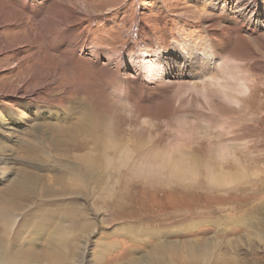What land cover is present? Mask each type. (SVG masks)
Segmentation results:
<instances>
[{
    "label": "rangeland",
    "instance_id": "1",
    "mask_svg": "<svg viewBox=\"0 0 264 264\" xmlns=\"http://www.w3.org/2000/svg\"><path fill=\"white\" fill-rule=\"evenodd\" d=\"M71 1L78 7V0ZM251 1L88 0L87 9L77 11L81 22L66 32L82 35L85 43L80 55L91 57L99 46L105 52L101 61L108 64L118 57L120 72L129 78L144 75L133 59L141 50H159L166 63L178 66L182 63L179 47L187 50L192 40L207 44L208 37L214 35L215 41L226 46L211 67L229 88L227 113L191 102L192 94L204 101L193 82L204 84L203 79L211 85L214 80L196 77L185 65L181 66L183 73H178L176 66L169 67L172 69L162 80L144 76V83L161 86L163 92L160 97L147 93L142 104L148 110L141 117H131L120 134L130 137V145L141 144L157 155L160 150L159 160L176 156L180 163L183 160V165L192 167L202 163L194 154L199 149L204 159H210V166L223 164L229 176L221 184L197 189L195 182L202 173L190 176L196 178L193 182L176 173L172 176L166 168L162 177H168L171 186L159 184L138 190L144 188L143 179H133L131 200L125 197L121 204L112 202L111 195L127 181L118 180L116 173L93 172L85 174L86 183L79 181L67 170V160L75 162V157L67 156L60 146L53 148L47 141L34 138L42 125L67 122L63 121L67 106L81 96L76 94L68 101L62 97V81L67 83L72 63L68 66L67 56L60 53L63 49L52 45L54 51L47 54L52 58L40 62L45 67L42 76L31 77L27 85H32H24L27 101L12 103L16 99L0 94V210L6 213L0 216V239L8 254L7 264H264V44L243 30L236 34L231 29V36L222 29L248 23L262 34L264 43V0H258L257 7ZM9 29L11 33L4 34L6 41L16 31L13 26ZM54 32L48 31L51 42ZM147 35L153 38L154 46L151 42L148 46ZM11 54L0 53V58H11L0 65V80L11 73L10 67L16 62ZM146 58L152 57L149 54ZM28 61L24 59L21 64ZM77 69L87 82L88 92L98 87L106 104L126 113L137 111L135 105L141 101L136 95H132L134 101L111 87L104 88L98 79L101 72L94 65L84 61ZM59 73L62 81L46 85L48 96L41 89L39 99H33L30 90H39L38 81L48 83ZM75 76L70 74L72 81ZM129 85L128 93L132 92ZM58 96L64 98L58 100L61 104L49 100ZM100 100L99 105L104 101ZM116 112L114 109L110 114ZM192 113L195 118L189 117ZM211 113L216 115L213 119L206 117ZM183 115L189 117L186 122L181 121ZM32 141H39L41 147L37 144L33 150L26 143ZM219 143L224 144L227 154H220ZM183 152L186 160L181 158ZM180 182H184L183 187Z\"/></svg>",
    "mask_w": 264,
    "mask_h": 264
},
{
    "label": "bare ground",
    "instance_id": "2",
    "mask_svg": "<svg viewBox=\"0 0 264 264\" xmlns=\"http://www.w3.org/2000/svg\"><path fill=\"white\" fill-rule=\"evenodd\" d=\"M257 1L258 0H252L251 3L254 4L255 7H257ZM87 2L88 0H78L77 7L72 4L71 0H0V28H2V32H0V53H7L9 51L12 53L11 57L16 61L15 63H12L13 65L10 67L11 73L6 74L3 79L0 80V82H2L0 94L9 95L10 97L16 99L11 101L12 103L17 101L16 103L23 104L25 101H27V92L25 91L26 89L24 85H27L31 77L37 78L42 76V73L45 71V67L40 64V62H45L52 58L51 55H47L50 52L54 51L52 45L53 47H59L61 48V50L63 49L62 51H60L61 55L67 56V65L69 66L70 63H72V65L69 66L71 70L67 71V83L65 81H62V73L57 74V76L51 77L48 83H41L38 81L40 86L38 87L34 85V87H38L39 90L37 92H33L30 90V92H32V94L34 95L32 97L33 99H39L38 96L41 89H43V92L41 93L43 95H47L46 85L59 81H62L63 86L61 95L62 97H67V101L70 99L72 100L76 94H80L81 96L79 100H75L74 102L77 104V106L72 102V104H70L71 106H67V112L63 116V121L67 120V122H65L67 124L58 122V124L49 123L42 125L41 128L36 130L34 138H40L42 142L47 141L48 145L50 147L52 146L53 148L60 146L62 148H60L59 150H61L62 152H67V156L75 157V162H70L67 160V170L72 171L79 181L86 183V180H84L85 174H90L93 172L99 171V173L105 172L109 174L116 173L118 180L127 181V185H119L118 188L114 187L116 191L112 193L111 201L118 204L123 203L125 197L131 200L130 187L133 185V179L144 180L141 181V185L144 188H138V190L156 188L155 186L159 184H165V186H167L168 184L169 186H171L167 179L168 177H162L166 168L170 169H168L167 171L172 172V176L173 173H176L177 176L190 180L192 179L190 176H197L198 173H202L201 178L195 182L197 189H208L209 185H218L223 183L229 176V174H225L226 170L222 168L223 164L219 163L220 166L218 167L210 166V159H204L205 154L201 153L199 149L196 150V152L200 153L201 155L194 152L193 153L196 155L197 159L202 160V163L195 166L193 165V167L189 164L183 165L184 161H181L183 164L180 163V157H177V159H175L176 156L173 158L169 157V159L167 157L166 159L159 160L158 157L161 153L160 150H157L159 152V154L157 155L156 153L151 152L152 149H146L141 144L139 145L134 143L133 145H130L127 143L130 137L128 136L126 138L124 135L121 136L120 130L123 126H125V124H129L131 122V117H141L144 114V111L148 110V107L145 106V104H142V102L144 101L143 99L147 93L150 94L151 92H155L157 94L156 96L158 97L163 92V87L161 86H150L147 85L148 83H144V76H146V78L148 79L158 77L160 80H162L167 72L172 69L171 68L169 70V67L175 66L177 67L178 73H183V69L181 66L185 65L189 69L188 72L191 74H195L196 77H210L211 80L216 81H211V85L208 82L203 81L202 78L201 82L204 84L198 83L197 81L193 82L192 86H194L198 91L200 89V92L204 96V101L198 95L192 94L191 102L193 101L204 109L207 107L212 111L216 109L217 111H221L224 114L227 113V110L229 109V88L225 87L227 85L225 80L223 82H220V75L218 76L211 67L213 61L217 58L220 59L221 55H223L226 46L221 45V43H219L217 40L215 41L214 35L208 37L209 43L207 44L200 41L199 39H197L196 41L192 40V43L188 46L187 50H183L184 48L182 49L179 47V51L177 54L182 57V63H180V65L178 66L174 62L166 63L159 50H141L137 54H134L133 59L136 63H138L139 69L143 70L144 75H141V73H139L137 77L129 78L120 72L122 67L120 65L121 62L120 64L118 63L120 61L118 57L112 58V60L109 61L111 63L108 64H104L101 61L100 55L105 52L103 49L98 48L99 46L95 47V51L91 55V57H82L79 53L80 47L85 43L82 39V35H73V32L71 31H69V33L66 32V30H69V28L74 24L81 22L82 19L77 16V11L87 9ZM241 10L243 11V9L239 8L238 11L240 12ZM48 16H51L53 20ZM49 19H51L52 21L49 22ZM9 26H13L16 31L12 32V36L8 35L10 36V39L6 41L5 37L7 36L4 37V34L11 33V29H9ZM52 29L55 30L53 34V42H51V40L49 39L48 33V31ZM222 29L227 32L230 31L231 36L233 34L232 31L236 32L237 34L238 31L240 32L243 30L250 36V38H253L254 40L256 39L259 44H264L262 34H260L257 28L251 24H241L235 29L227 25L223 26ZM70 36H73V38H70ZM147 38L148 46L150 42V46H154L152 45L153 43L151 41L153 38L150 39V36ZM146 41L147 40H145L144 43H146ZM41 48L43 49V51H41ZM149 54L152 57L151 59L146 58V56H148ZM139 56L140 58L137 59V57ZM10 59L11 58L9 56L8 58L5 56L0 58V65L5 63L7 60L10 61ZM24 59L29 60L27 64H21ZM84 61H88L90 65H94V67H96V70L99 71L98 73L101 72L98 79L100 85H103L104 88L111 87L114 89V91L120 92V94L124 93L125 98H129L134 101H136V98L134 99L132 95H136L137 100L141 101V104L137 103L135 105L137 111L133 110L129 113H126L117 109L112 104H106L108 102L107 100H104L103 96L101 97L100 93H103L98 87L96 88L97 90H89L88 92L85 85V83L87 82L81 77L77 69L78 65L81 66ZM146 67H148L149 70H146ZM152 69L154 70V72L151 71ZM12 71L14 72L12 73ZM71 73L76 74V76L73 78V81L70 77ZM13 84H15V86H13ZM129 84L132 85V92L129 91L128 93L127 89L128 86L130 87ZM30 85L32 84H29L27 86ZM217 85L219 86L217 87ZM245 87L247 88V86ZM62 97H51L49 98V100L53 103L61 104L58 100L63 101L64 98ZM237 97L235 101H238ZM101 98H103L104 101L103 104L99 105L98 103H100L99 101H101ZM151 98H153V96H151ZM78 106L81 109H78ZM180 107L182 106L180 105ZM114 109L117 112L114 115H111L110 113H112ZM206 111H203V113ZM74 114L75 116L73 117V120L70 121L69 118H72L71 116ZM200 115L201 114H197V116ZM195 116V113L189 115V117L191 118H195ZM214 116L216 115H213L212 113L211 115H206V117H211L212 119L214 118ZM189 117L183 115L181 117V121L186 122ZM26 143H28V145L33 150L37 149V144H39L41 147L39 141L36 143L34 141ZM132 146L136 147L131 148ZM219 148L220 154H227V150L224 144L219 143ZM182 156L181 158H185L186 160L187 155L185 152H183ZM193 179L196 180V178ZM100 181H102V179H100ZM179 181L181 180L179 179ZM182 183L184 182H180V184ZM181 187H183V184ZM2 212L3 210H0V216L5 217L6 213ZM44 226H46V224ZM57 233H59V231ZM7 255L8 254L6 252V248L4 247L3 241H1L0 239V264H7Z\"/></svg>",
    "mask_w": 264,
    "mask_h": 264
}]
</instances>
